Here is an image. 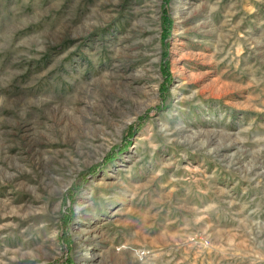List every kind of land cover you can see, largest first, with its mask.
Returning <instances> with one entry per match:
<instances>
[{
    "label": "rangeland",
    "instance_id": "374dc122",
    "mask_svg": "<svg viewBox=\"0 0 264 264\" xmlns=\"http://www.w3.org/2000/svg\"><path fill=\"white\" fill-rule=\"evenodd\" d=\"M263 167L264 0H0V264H264Z\"/></svg>",
    "mask_w": 264,
    "mask_h": 264
},
{
    "label": "built area",
    "instance_id": "2783aa9c",
    "mask_svg": "<svg viewBox=\"0 0 264 264\" xmlns=\"http://www.w3.org/2000/svg\"><path fill=\"white\" fill-rule=\"evenodd\" d=\"M191 238L194 240V237H193V236H192ZM197 242H199V243H203V244H205V245L207 244V240H206V239H201V240L198 239ZM146 252H147L146 250L142 249V250L140 251V254H144V253H146Z\"/></svg>",
    "mask_w": 264,
    "mask_h": 264
},
{
    "label": "bare ground",
    "instance_id": "6f19581e",
    "mask_svg": "<svg viewBox=\"0 0 264 264\" xmlns=\"http://www.w3.org/2000/svg\"><path fill=\"white\" fill-rule=\"evenodd\" d=\"M222 83V82H221ZM221 88V87H220ZM185 139V138H184ZM264 168V167H263Z\"/></svg>",
    "mask_w": 264,
    "mask_h": 264
}]
</instances>
